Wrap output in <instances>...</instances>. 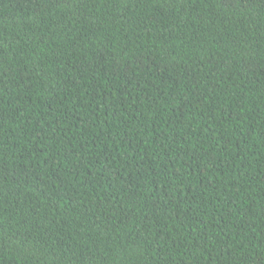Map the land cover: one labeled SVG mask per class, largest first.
Instances as JSON below:
<instances>
[{"label": "trees", "instance_id": "16d2710c", "mask_svg": "<svg viewBox=\"0 0 264 264\" xmlns=\"http://www.w3.org/2000/svg\"><path fill=\"white\" fill-rule=\"evenodd\" d=\"M0 264H264V0H0Z\"/></svg>", "mask_w": 264, "mask_h": 264}]
</instances>
